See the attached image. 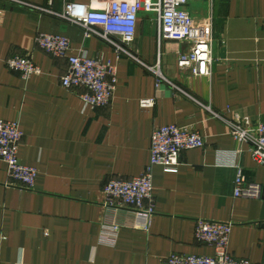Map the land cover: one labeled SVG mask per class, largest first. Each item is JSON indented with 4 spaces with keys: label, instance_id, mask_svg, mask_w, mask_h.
<instances>
[{
    "label": "crops",
    "instance_id": "1",
    "mask_svg": "<svg viewBox=\"0 0 264 264\" xmlns=\"http://www.w3.org/2000/svg\"><path fill=\"white\" fill-rule=\"evenodd\" d=\"M109 1L0 0V119L18 122V158L37 170L34 188L24 190L10 185L0 161V264H164L172 254L212 256L214 248L195 240L200 219L230 223L229 253L264 264L263 201L233 195L238 170L248 182L264 183L247 146L202 106L170 85L156 87L143 67L49 13H62L67 4L102 8ZM186 10L211 29L209 76L178 68L191 44L160 41L152 15L139 16L131 49L225 118L264 122V0H190ZM42 33L68 38L71 55L116 67L107 108L91 110L80 91L61 86L67 61L37 46ZM13 56H29L41 75L23 80L9 71L5 60ZM142 99L154 105L141 108ZM167 125L192 128L206 142L181 152L176 173L153 168L150 222L129 208L106 207L105 185L142 174L152 131ZM105 225L119 227L114 246L99 243Z\"/></svg>",
    "mask_w": 264,
    "mask_h": 264
},
{
    "label": "built area",
    "instance_id": "2",
    "mask_svg": "<svg viewBox=\"0 0 264 264\" xmlns=\"http://www.w3.org/2000/svg\"><path fill=\"white\" fill-rule=\"evenodd\" d=\"M95 1V0H92ZM190 0H110L102 8L79 4H67L62 13L49 12L53 16L78 27L85 38H97L108 45L117 57H124L151 73L156 87L170 85L202 106L210 118L219 120L227 127V133L238 143L245 144L252 161L264 170V122L252 123L247 118H225L191 98L173 85L161 72L159 64L149 66L142 62L131 49L136 26L141 14H149L157 25L159 40L189 42L190 52L178 60V68L188 69L192 76L206 77L212 63V33L208 26L197 25L186 10ZM41 11H46L40 9ZM37 46L46 54L65 59L67 68L60 79L67 90L80 91L78 96L91 110L107 108L116 88V67L102 58L71 55L68 38L52 34H39ZM9 71L18 72L23 80L40 76L41 70L29 56H13L5 60ZM141 108H150L153 100L142 99ZM23 138L18 122L0 119V161L6 166L10 185L24 190L35 186L37 170L23 165L18 158V149ZM205 138L189 127L167 125L152 131L150 138L149 164L142 174L130 180H111L103 188L106 207H126L150 220L155 214L152 170L161 167L165 172L176 173L181 152L200 149ZM234 197L264 201V183L248 182L241 170L234 181ZM119 227L103 226L99 243L114 246ZM231 224L212 220H197L195 240L215 249L212 256L172 254L164 264H251L233 257L228 251Z\"/></svg>",
    "mask_w": 264,
    "mask_h": 264
},
{
    "label": "water",
    "instance_id": "3",
    "mask_svg": "<svg viewBox=\"0 0 264 264\" xmlns=\"http://www.w3.org/2000/svg\"><path fill=\"white\" fill-rule=\"evenodd\" d=\"M261 221H263V224H261V226L264 228V201L262 206Z\"/></svg>",
    "mask_w": 264,
    "mask_h": 264
}]
</instances>
